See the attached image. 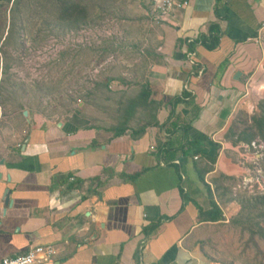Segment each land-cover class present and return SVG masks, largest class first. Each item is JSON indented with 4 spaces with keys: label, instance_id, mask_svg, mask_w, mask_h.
Returning a JSON list of instances; mask_svg holds the SVG:
<instances>
[{
    "label": "crops",
    "instance_id": "1",
    "mask_svg": "<svg viewBox=\"0 0 264 264\" xmlns=\"http://www.w3.org/2000/svg\"><path fill=\"white\" fill-rule=\"evenodd\" d=\"M187 1L158 24L150 0L127 35L119 113L146 86L151 94L123 135L0 106V262L51 245L57 254L42 264H264V246H225L242 210L230 128L263 74L264 46L247 39L264 23V0ZM212 200L217 222L200 212Z\"/></svg>",
    "mask_w": 264,
    "mask_h": 264
},
{
    "label": "rangeland",
    "instance_id": "2",
    "mask_svg": "<svg viewBox=\"0 0 264 264\" xmlns=\"http://www.w3.org/2000/svg\"><path fill=\"white\" fill-rule=\"evenodd\" d=\"M150 6V0H0V106L9 113L35 109L48 118L74 115L111 130L124 103L115 92L125 82L118 66L132 73L122 64L127 35ZM260 72L231 124L240 143L264 140V87H256L264 68ZM117 74L124 80L109 82ZM237 199L242 210L225 246L257 252L264 246V198Z\"/></svg>",
    "mask_w": 264,
    "mask_h": 264
},
{
    "label": "built area",
    "instance_id": "3",
    "mask_svg": "<svg viewBox=\"0 0 264 264\" xmlns=\"http://www.w3.org/2000/svg\"><path fill=\"white\" fill-rule=\"evenodd\" d=\"M155 7V17L158 24L163 23L177 10L189 6L187 0H152ZM87 37L91 34L86 32ZM259 46H264V23L253 38L247 39ZM194 53L187 54L188 62L195 64ZM239 156L234 160L241 169V174L232 187L235 198H264V140L256 136L248 142L238 145ZM57 252L51 245H41L30 248L26 253L15 257H5L0 264H42L52 262Z\"/></svg>",
    "mask_w": 264,
    "mask_h": 264
},
{
    "label": "trees",
    "instance_id": "4",
    "mask_svg": "<svg viewBox=\"0 0 264 264\" xmlns=\"http://www.w3.org/2000/svg\"><path fill=\"white\" fill-rule=\"evenodd\" d=\"M150 94H151L150 87L146 86L144 88V91L138 97L127 101V103L124 105L123 112L121 113L122 121L118 123L117 126L111 128V131L115 133V136L123 135L129 129L127 124L131 120V117L135 114L138 108L144 107V105L148 101ZM143 131H144V128H141L140 130L135 132V135L139 136L143 133ZM262 134L264 136V132H262ZM212 161L214 162L215 159L213 158ZM200 179L204 182V175L202 173H200ZM208 190L209 192H211L210 188H208ZM200 212L202 213L204 220L217 222V221L222 220L223 218L222 210L220 209L219 205L214 200H212L211 202L210 210L204 211L203 209L200 208Z\"/></svg>",
    "mask_w": 264,
    "mask_h": 264
},
{
    "label": "water",
    "instance_id": "5",
    "mask_svg": "<svg viewBox=\"0 0 264 264\" xmlns=\"http://www.w3.org/2000/svg\"><path fill=\"white\" fill-rule=\"evenodd\" d=\"M25 116H27V117L29 116V111H25ZM8 193L6 194V198H5L6 204H9L10 203V197H9V194Z\"/></svg>",
    "mask_w": 264,
    "mask_h": 264
}]
</instances>
